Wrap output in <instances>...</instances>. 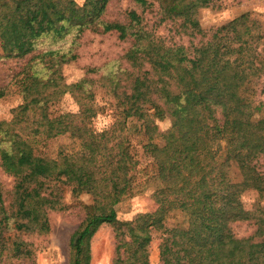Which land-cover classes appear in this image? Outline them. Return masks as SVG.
<instances>
[{
    "label": "trees",
    "instance_id": "trees-1",
    "mask_svg": "<svg viewBox=\"0 0 264 264\" xmlns=\"http://www.w3.org/2000/svg\"><path fill=\"white\" fill-rule=\"evenodd\" d=\"M109 1L0 0V61L23 59L41 42L53 46L17 74L22 102L0 121V168L13 178L7 205L0 190V264L31 260L42 247L48 212L63 208L64 185L91 196L69 237L68 264H90V237L102 225L114 230L111 264H150L154 232L160 264H264V207L246 209L241 200L247 190L264 199V100L247 88L264 78V23L245 13L203 29L197 10L212 0H133L121 19L108 20ZM86 31L129 46L66 84L62 66L77 60ZM94 88L105 89L117 109L101 129L93 125ZM67 93L78 111L51 114L50 104ZM132 124L153 165L142 183L153 179L155 188L147 210L121 222L114 206L135 194L140 172L123 134ZM65 134L79 141L78 152L35 153L39 138ZM175 210L187 216L186 228L165 225ZM236 222L253 230L237 237Z\"/></svg>",
    "mask_w": 264,
    "mask_h": 264
},
{
    "label": "rangeland",
    "instance_id": "rangeland-1",
    "mask_svg": "<svg viewBox=\"0 0 264 264\" xmlns=\"http://www.w3.org/2000/svg\"><path fill=\"white\" fill-rule=\"evenodd\" d=\"M77 4H82L84 0H74ZM157 6V0H152ZM133 0H110L107 10L103 16L104 19H121L125 9L134 7ZM149 9H146L148 12ZM140 11V8L138 9ZM150 13V12H148ZM249 14L261 23H264V0H212L207 7L197 10V19L200 27L208 29L220 26L241 14ZM150 15V14H148ZM151 16V15H150ZM81 46L77 48L79 55L77 60L62 66L61 74L66 84H72L84 78L85 72L92 67H101L109 57L117 54L120 50L129 46L128 42H119L114 36H99L86 31L81 37ZM67 46L66 43L63 44ZM48 42H41L34 52L23 59H13L0 61V87H6V96L0 100V121L9 120L12 115V109L22 102L20 90L15 83L17 74L20 72L30 57L47 50ZM92 75V74H91ZM16 77V78H15ZM249 92L256 93V97L264 100V78L254 79L247 83ZM92 103L99 107V111L93 125L97 129L104 128L114 120L117 113L114 99L103 88H94L92 90ZM253 96V98H256ZM49 111L53 115L63 113H76L78 104L72 94H65L49 106ZM160 129L168 127V121L157 122ZM135 124L129 125L124 131V136L130 138L133 145V151L139 160V171L136 174L137 188L133 196L127 197L114 206L116 217L119 221H131L139 213H143L146 208V197L154 190L155 183L148 181L145 185L142 181L146 180L153 173L151 159L144 156L140 137ZM160 143V141H157ZM35 153L48 158H56L58 155H70L78 152L80 149L79 141L72 138L69 134L60 135L50 139L39 138L36 142ZM215 144V148H216ZM264 165V160H262ZM264 171V167L261 169ZM229 173L234 181L239 180V175L235 165H231ZM13 186V178L2 171L0 168V190L3 193L5 204L8 203L10 189ZM64 189L61 203L63 208L49 211L47 214L49 222V231L41 237L42 247L40 246L31 260H16L13 264H68L69 261V237L83 221L91 196L80 193L74 195L71 188L62 186ZM241 200L246 209L260 205L264 207V199H260L253 190H247L242 193ZM168 227L186 228L188 226L187 216L178 211H171L165 220ZM253 227L245 222H236L232 225V233L237 237H245L250 234ZM154 232L152 240L149 243V262L150 264H160L159 262V236ZM114 230L109 225H102L90 238V264H111L114 257L115 238Z\"/></svg>",
    "mask_w": 264,
    "mask_h": 264
}]
</instances>
